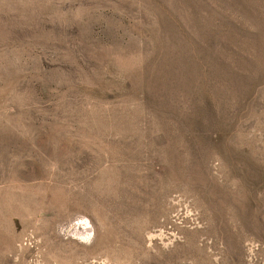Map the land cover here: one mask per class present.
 <instances>
[{
  "label": "rangeland",
  "instance_id": "obj_1",
  "mask_svg": "<svg viewBox=\"0 0 264 264\" xmlns=\"http://www.w3.org/2000/svg\"><path fill=\"white\" fill-rule=\"evenodd\" d=\"M0 264H264V0H0Z\"/></svg>",
  "mask_w": 264,
  "mask_h": 264
}]
</instances>
